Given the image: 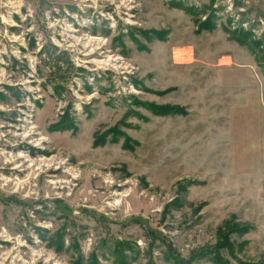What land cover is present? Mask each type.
Wrapping results in <instances>:
<instances>
[{
    "label": "rangeland",
    "instance_id": "1",
    "mask_svg": "<svg viewBox=\"0 0 264 264\" xmlns=\"http://www.w3.org/2000/svg\"><path fill=\"white\" fill-rule=\"evenodd\" d=\"M0 264H264V0H0Z\"/></svg>",
    "mask_w": 264,
    "mask_h": 264
},
{
    "label": "bare ground",
    "instance_id": "2",
    "mask_svg": "<svg viewBox=\"0 0 264 264\" xmlns=\"http://www.w3.org/2000/svg\"><path fill=\"white\" fill-rule=\"evenodd\" d=\"M70 30V29H69ZM76 41V40H75ZM87 42H92V43H94L95 42V47H93V49H91V50H88L87 52H85L84 54H83V56H91L90 54L91 53H95L96 51H94V49H96L97 47H98V40H97V38L96 37H91V38H89V40H87ZM82 45V44H81ZM79 46V45H78ZM91 46V44L89 45V47ZM93 46V45H92ZM75 47V46H74ZM175 53V52H174ZM85 62H93V63H95L96 64V66L97 67H99V68H114L115 66H116V62H113L112 60V58H107V59H93V58H90V57H88V58H85V59H83ZM24 128V127H23ZM32 132H29V131H24V133L22 132L21 133V137L23 138V139H31L32 138V134H31ZM36 145H38L39 144V142H36L35 143ZM17 155V154H16ZM27 157V156H26ZM8 158V159H7ZM26 158H25V155L23 154V153H18V155L17 156H15V155H13L12 153H10V154H8V155H6V160H8V162H14L15 160H17V163L15 162V163H13V169L15 170V171H18V172H22L23 170L24 171H27V173L28 172H33L34 170H37V169H39L40 167H42V166H48L49 164H50V162H51V160L50 159H47V158H38V161H33V163L32 162H29L28 164H26L25 163V160ZM27 162V161H26ZM22 165H24L25 167H23ZM23 167V168H20V167ZM35 166V167H34ZM56 167H58V166H56Z\"/></svg>",
    "mask_w": 264,
    "mask_h": 264
},
{
    "label": "trees",
    "instance_id": "3",
    "mask_svg": "<svg viewBox=\"0 0 264 264\" xmlns=\"http://www.w3.org/2000/svg\"><path fill=\"white\" fill-rule=\"evenodd\" d=\"M214 16V15H213Z\"/></svg>",
    "mask_w": 264,
    "mask_h": 264
}]
</instances>
